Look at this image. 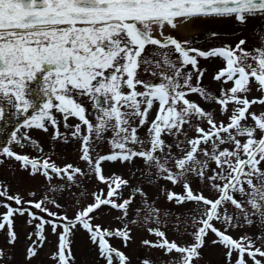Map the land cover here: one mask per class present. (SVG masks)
Wrapping results in <instances>:
<instances>
[{
  "label": "snow or ice",
  "instance_id": "obj_1",
  "mask_svg": "<svg viewBox=\"0 0 264 264\" xmlns=\"http://www.w3.org/2000/svg\"><path fill=\"white\" fill-rule=\"evenodd\" d=\"M198 19H230L242 26L257 20L253 34L260 46L248 50L241 39L235 47L201 50L171 34ZM262 31L264 0H0V102L13 108L19 121L0 145V165L18 163L29 177L42 176L45 188L39 199L36 191H28L25 199L9 194L0 182V208L6 210L0 213V233L6 232L9 250L0 247V264H15L16 216L34 229L26 233L21 264H33L38 257L48 239L46 227L57 237L49 256L54 264H74L70 238L78 231L88 235L105 264H114V258L130 264L109 243L117 238L127 247L133 240L130 225L156 238L141 243L171 257L161 264H199L210 234L211 244L224 249L225 264H264V110L251 111L253 106L264 109ZM213 58L225 64L213 81L231 82L219 95L202 85L207 69L199 67L201 59ZM253 90L258 96L249 98ZM193 95L216 107H202L190 99ZM6 114L0 106V121ZM70 119L77 123L69 124ZM61 125L70 132L61 131ZM32 130L50 132L54 143L78 141L86 169L58 166L50 155L14 151L13 144L43 152ZM105 143L110 151L101 155L97 147ZM137 158L143 162L139 185L104 174L105 162L131 165ZM54 179L65 183L55 185ZM93 179L105 185L106 193L104 188L93 191L92 202L82 207L77 201L72 218L61 215L64 206L55 194L71 186L83 188L86 197L85 182ZM146 187L159 188V193L150 196ZM161 197L176 208H193L162 211L156 206ZM104 208L121 213L115 217L121 227L94 223ZM169 228L190 242L169 240ZM244 228L257 231L239 238L230 234ZM140 264L154 262L145 258Z\"/></svg>",
  "mask_w": 264,
  "mask_h": 264
},
{
  "label": "rangeland",
  "instance_id": "obj_2",
  "mask_svg": "<svg viewBox=\"0 0 264 264\" xmlns=\"http://www.w3.org/2000/svg\"><path fill=\"white\" fill-rule=\"evenodd\" d=\"M258 24L259 21L252 19H249L246 26L235 24L233 20L230 19H198L192 21V23L190 24L192 31L184 33L183 31L178 29L176 31H172L171 34L177 37L178 39L191 41L193 46L200 48L201 50H208L212 47L224 46L225 44L235 47V45L241 39L246 40V44L244 45V47L248 50H251L253 46H260V40L253 34V28ZM212 32H215L218 35L216 37H212L210 35V33ZM261 34L264 35V31H262ZM224 66V62L219 58H213L210 60L201 59L199 63L200 68L207 69V72L205 73L202 79V85L208 91L213 92L216 95H219V90L221 87L231 86V82H229L228 85H222L220 82H214L212 79L213 75ZM141 78L148 79L149 77L142 75ZM195 82V79H193L194 84ZM257 96L258 93L253 90L250 93L249 98H254ZM190 99L201 103V106L205 107L206 109L209 107H216L203 103L196 95L191 96ZM261 110L264 109H261L258 106H253V108L251 109V111L257 113H259V111ZM217 119H219L218 115ZM69 123L75 124L77 123V121L74 119H70ZM61 131H64V129H61ZM69 132L67 130V133ZM192 134V132H189V136H191ZM139 135L141 137L144 136L143 129L140 130ZM32 137H36L39 139V144L42 146L43 152H38L36 150H33L32 148H25L24 150H21L16 145L14 146V149L20 152L27 150L31 154L35 155L32 157H37L40 155H52L51 159L55 161L58 166L72 164L75 167L86 169V165L79 159L80 143L78 141H71L68 144H63L51 142L49 136L46 134L35 135ZM5 141V138L1 139L0 145H3ZM50 145L53 146L50 147ZM97 151L101 155H103L107 154L110 149L105 143L102 147H97ZM142 164V160L137 158L131 165H121L119 162L115 164L105 162L102 167L106 176H109L112 173L121 175L123 178L129 179L130 183L135 186L141 184L144 179L140 170L142 168ZM133 173L135 174L134 178L132 176ZM0 182L8 186L9 194L19 193L21 196H24L25 199H29V197H27L26 195L28 191H36V199H39L41 195H43L45 192L44 178L40 175H37L35 178L29 177L26 172L20 171L19 164L14 161H6L4 164L0 165ZM52 183L55 185H62L65 182H62L59 179H54ZM164 184V181H160L161 186H164ZM192 187L194 189H197L198 185L195 181H193ZM85 188L87 193H89V195H87L86 197L81 195V192L84 190L83 188H76L71 186L68 187V190L66 192H57L55 194L58 202L64 206L62 209L59 210L61 215L66 214L69 218H72L74 217L75 211L77 210L76 207H74L77 201H79V206L82 207L92 202V197L90 194L93 191L98 192L99 189L104 188L106 193L105 185L97 184L94 179L91 182L86 181ZM167 188L176 192L181 191L179 187L174 188L171 184H168ZM145 190L149 193L150 196H155L159 193V188L146 187ZM127 195L128 189H125V198L127 197ZM204 195L210 196L211 193L205 191ZM138 202L139 197H137V203ZM136 206L137 204L134 203L132 205V208H135ZM156 206L159 207L162 211L165 209H172L174 212L178 213H184L186 210L190 211L193 208L192 204H187L181 208H176L174 205L168 204L162 197L157 200ZM13 207H15L14 204ZM49 208L52 211H57V209L52 207L51 205H49ZM4 211L6 210L0 208V213H3ZM33 211H37L38 215H44L43 213H39L38 210ZM96 215L99 218L94 221L95 224H99L105 228L113 229L121 227L120 223L115 220V217L121 215V213L118 211L104 208L100 210ZM45 218L48 219L47 216H45ZM24 223V217L16 216L14 218V228L19 236V241L15 249L11 250V254L14 257L15 264H21V261L23 260L24 248L26 247V233L34 231L33 228L24 227ZM130 227H132L133 240L129 242L127 247H124L123 242L120 239L112 238L109 240V243L113 247L125 253V255L130 260V264H140V261L145 258L150 259L154 262V264H161L162 261H167L171 258L169 256H164L163 253L158 249H149L142 246V240L148 239L155 241L156 238L154 236L149 235L146 231H143L131 225ZM216 227L220 228L221 225L216 224ZM256 231L257 230L255 228H244L236 231H231L230 234L234 238H239L245 233L253 234ZM50 233V227H46V235L48 239L45 242L44 247L39 250L38 257L33 261V264H54V262L49 259V256L56 250L57 237L51 235ZM5 236L6 232L0 233V247H4L7 252L9 250L7 249L5 244ZM167 237L169 240H175L178 244L181 245L190 242V237L185 235L181 238L177 236L171 230V228L167 230ZM70 239L72 241L70 247L74 256V264H105L104 260L98 258L97 248L90 242L89 237L85 232L78 231ZM212 239H214V237L210 234L209 237L206 239L204 248L201 250L202 259H200L199 264H225L224 249L222 247L212 245ZM257 246H261L259 241H257ZM172 256L178 257V254H172ZM257 258L259 259V257ZM114 264H118V262L115 261V258ZM248 264H251L250 260Z\"/></svg>",
  "mask_w": 264,
  "mask_h": 264
},
{
  "label": "flooded vegetation",
  "instance_id": "obj_3",
  "mask_svg": "<svg viewBox=\"0 0 264 264\" xmlns=\"http://www.w3.org/2000/svg\"><path fill=\"white\" fill-rule=\"evenodd\" d=\"M0 106L6 108V117L0 121V140L5 138L8 139V135L11 130L14 129L15 125L19 122L14 115V109L8 106L6 103L0 102ZM87 107V105H86Z\"/></svg>",
  "mask_w": 264,
  "mask_h": 264
},
{
  "label": "bare ground",
  "instance_id": "obj_4",
  "mask_svg": "<svg viewBox=\"0 0 264 264\" xmlns=\"http://www.w3.org/2000/svg\"><path fill=\"white\" fill-rule=\"evenodd\" d=\"M178 29L183 31L184 33L192 31L190 24L187 27L181 26Z\"/></svg>",
  "mask_w": 264,
  "mask_h": 264
}]
</instances>
